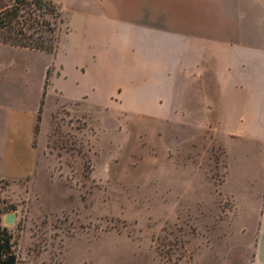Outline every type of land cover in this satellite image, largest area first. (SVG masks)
Returning a JSON list of instances; mask_svg holds the SVG:
<instances>
[{
    "label": "rangeland",
    "instance_id": "374dc122",
    "mask_svg": "<svg viewBox=\"0 0 264 264\" xmlns=\"http://www.w3.org/2000/svg\"><path fill=\"white\" fill-rule=\"evenodd\" d=\"M63 19L60 37L76 22L68 10ZM32 60L22 62L37 75L42 60ZM57 82L73 88L72 78ZM112 82L104 73L84 100L53 103L37 128L33 174L0 179V219L14 232L17 264H245L251 205L237 219L222 190L223 124L199 126L215 113L196 101L183 110L127 107ZM243 215L250 230L239 226Z\"/></svg>",
    "mask_w": 264,
    "mask_h": 264
},
{
    "label": "crops",
    "instance_id": "0c3cea01",
    "mask_svg": "<svg viewBox=\"0 0 264 264\" xmlns=\"http://www.w3.org/2000/svg\"><path fill=\"white\" fill-rule=\"evenodd\" d=\"M53 1L76 21L54 54L0 43V179L33 174L51 105L84 100L104 73L127 107L196 101L215 113L201 128L223 124L221 187L237 219L251 205V230L244 215L239 224L253 235L245 264H264V0ZM23 57L42 60L37 75ZM71 78V91L57 82Z\"/></svg>",
    "mask_w": 264,
    "mask_h": 264
},
{
    "label": "trees",
    "instance_id": "16d2710c",
    "mask_svg": "<svg viewBox=\"0 0 264 264\" xmlns=\"http://www.w3.org/2000/svg\"><path fill=\"white\" fill-rule=\"evenodd\" d=\"M63 12L53 0H0V43L54 54ZM49 75V70H48ZM14 232L0 219V264H17Z\"/></svg>",
    "mask_w": 264,
    "mask_h": 264
},
{
    "label": "water",
    "instance_id": "95a60500",
    "mask_svg": "<svg viewBox=\"0 0 264 264\" xmlns=\"http://www.w3.org/2000/svg\"><path fill=\"white\" fill-rule=\"evenodd\" d=\"M15 217H16L15 213L6 214L4 217L5 223L8 226H11L14 223Z\"/></svg>",
    "mask_w": 264,
    "mask_h": 264
}]
</instances>
